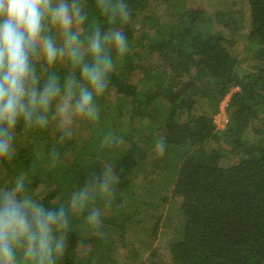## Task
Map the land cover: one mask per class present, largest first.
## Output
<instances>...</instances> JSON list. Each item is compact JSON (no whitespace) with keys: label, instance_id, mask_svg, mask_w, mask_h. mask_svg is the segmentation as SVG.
<instances>
[{"label":"trees","instance_id":"1","mask_svg":"<svg viewBox=\"0 0 264 264\" xmlns=\"http://www.w3.org/2000/svg\"><path fill=\"white\" fill-rule=\"evenodd\" d=\"M200 1L187 8L188 0H66L84 17L71 30L83 47L97 30L102 36L119 30L126 51L106 46L113 68L104 92L94 94L98 111L88 139L94 147L105 142V153H86L78 162L73 151L52 145L55 136L59 141L54 101L47 124L18 121L10 154L0 158V191L23 179L19 198L32 189L30 174L54 171L51 150L70 154L60 157L35 202L65 212L67 226L53 231L64 244L53 264H264V0ZM45 34L64 46L66 36L46 22ZM62 59L46 65L39 52L34 56L35 74L48 73L40 88L56 76L63 91L69 77ZM69 61L76 70L70 78L83 83L81 64ZM82 63L91 64L90 57ZM227 96L220 129L214 116ZM32 161L38 167L31 169ZM158 161L164 182L149 171ZM102 162L108 164L95 166ZM109 168L107 213L92 224L94 198L83 210L73 209L71 199L85 188L98 190Z\"/></svg>","mask_w":264,"mask_h":264},{"label":"clouds","instance_id":"2","mask_svg":"<svg viewBox=\"0 0 264 264\" xmlns=\"http://www.w3.org/2000/svg\"><path fill=\"white\" fill-rule=\"evenodd\" d=\"M120 14L128 13L120 6ZM84 17L74 2L66 0H0V158L10 154L11 130L22 118L27 124H47L46 113L56 101L55 114L61 126L70 125L75 117L96 119L94 94L101 95L107 86L106 76L112 70L106 46L122 55L126 38L119 30L101 35L97 30L83 47L71 30ZM45 22L66 36L64 46L57 48L45 34ZM39 52L48 64H54L67 52L81 64L83 83L68 78L61 86L56 77L47 80L42 88L33 67ZM89 56L91 64L82 63ZM112 169L98 181L105 196L112 192ZM96 183L97 181H93ZM24 188L23 179L15 187L0 191V264H18L16 250L23 248V258L32 264H53L54 256L63 252L62 239L53 231L67 226L63 210H46L30 198H18ZM90 199L87 188L74 193L73 209L82 210ZM101 212L94 209L88 216L92 224L99 223Z\"/></svg>","mask_w":264,"mask_h":264},{"label":"rangeland","instance_id":"3","mask_svg":"<svg viewBox=\"0 0 264 264\" xmlns=\"http://www.w3.org/2000/svg\"><path fill=\"white\" fill-rule=\"evenodd\" d=\"M199 2H201V1L200 0H188L187 8L197 7V5L199 4ZM202 4L208 6V4H214V2H212L211 0H203L202 1ZM46 26H48L47 22H46ZM69 58H71V57L66 52L65 55L63 56V59L60 60V62H58V63L60 64V66H62L63 72H65V74H63V75L70 78V76L74 72H76V70L70 68ZM46 65H48V64H46ZM47 74L48 73L45 72V73H43V74H41L39 76L38 75H36V76H37V78L39 80V79H42V77L44 75L46 77ZM52 75H53V72H52ZM58 76H60V75L58 74ZM54 77H56V76H54ZM49 79L50 78L47 77V78L43 79V81H47ZM67 79L68 78H66L65 80H67ZM237 90L238 89L236 88L233 91H237ZM61 92H63V91H61ZM109 97H110V94H109ZM227 98L228 97L224 98V100L227 99ZM111 99L114 101V98L112 97V95H111ZM224 100H222L220 102L218 112L214 116L215 122L217 123L218 128H220V129H223L225 127V124H226V121H227V119H226L227 118L226 117V106L227 105H226V102ZM93 103H94L95 106L97 105V100L95 98L93 99ZM96 110L98 111V108H96ZM91 120L94 121L93 119H87V118H84V117H75L70 125L61 126L60 121L58 119L57 123L55 122L56 123V126H57V128L55 130H58V133H59L58 140L59 141H57V137L55 136V139L50 140V141H53V144L52 145H55L56 144L55 141H56L59 144H62V145H60V147L58 149L59 152H67V151L72 152L73 151L74 153H76L77 156H79V157H77V161L78 162H84L85 161L83 158L84 157H87L85 155L86 153L87 154H90L92 152L97 153L99 151L101 152L102 150L105 153V151H106L105 150L106 149V145H105L106 143L105 142H102L99 146H95V147H94V145H92V144L89 143V139L88 138L90 136H92V135H90V130L91 129L93 130V134L95 132V128L94 127L91 128ZM55 123H54V125H55ZM122 123L126 125V124L129 123V121L127 119H123L122 120ZM81 134L84 135V136L86 135L85 137H87V140H85V138H82L81 139V137H82ZM67 140H71V141L69 143H67ZM65 144H66V146L64 147ZM58 150L57 151L56 150H51L50 153H49V156H48L49 158L50 157L51 158H55L54 161H53V163H52L53 164V170L54 171H52V172H50L48 174L50 176H44L42 174H40V175L39 174H30V176H28L29 177V179H28V181H29L28 185H32L33 184L32 185V189L29 192H27V195H25V196H22L25 192L22 193L19 196V198L22 199L24 197H28L33 202H36L38 200V196H37L39 194L38 191H40V189H42L43 184H46V183L50 182L51 179L54 178L53 172H56L57 173V167H59L63 163V161H62V159L60 157H65V156L66 157H69L70 156V154H65V156H64L63 153H62V155H60V157H58V153H59ZM103 158H101L100 162L101 161H104ZM103 163H107L108 164V162H102V163H96L95 166L103 167ZM35 165L38 167V163L35 162V161H32L30 163V168L31 169L33 167L35 168L36 167ZM100 167H98V169ZM51 168H52V166H50L49 169H51ZM149 171L155 172V174L157 176V180H159L161 182H164L168 178V176H165L164 177V172H166V170H165L164 166L162 165V163L160 161H158V164H156L154 166L151 165ZM98 175L101 176L102 174L99 173ZM68 177L69 178H72L73 176L72 175H69ZM67 180H68V178H62V179H60V183L61 184L65 183V185L67 187H72V183L69 184L68 183L69 181H67ZM91 187L89 189L87 188L88 191H89V193H90V198L91 199L94 198V200L97 203H99L101 201V199L103 198L104 193H103L102 190H99L100 188L98 190H96L97 187H92V188ZM94 190H96L95 193L93 192ZM159 191H161V192H167L168 189L166 187H164L163 189H159ZM103 208H104V210L102 212L107 213V210H105V207H103ZM56 257L57 256H54V261L56 260ZM17 261H18V264H21V262L19 260H17ZM26 264H32V262L31 261H27Z\"/></svg>","mask_w":264,"mask_h":264},{"label":"crops","instance_id":"4","mask_svg":"<svg viewBox=\"0 0 264 264\" xmlns=\"http://www.w3.org/2000/svg\"><path fill=\"white\" fill-rule=\"evenodd\" d=\"M103 198H104V195H103ZM103 198L101 199V201L99 203H97L94 200V204H93L94 206H97V208L100 210V212H102L104 210V208L102 206V201L104 200ZM16 255H17V260H19L22 263V261L24 260V258H23V249L22 248H18L16 250ZM24 263H25V261H24Z\"/></svg>","mask_w":264,"mask_h":264},{"label":"built area","instance_id":"5","mask_svg":"<svg viewBox=\"0 0 264 264\" xmlns=\"http://www.w3.org/2000/svg\"><path fill=\"white\" fill-rule=\"evenodd\" d=\"M228 97V96H227ZM226 98V97H225ZM226 102V105H227V101H228V98L224 100Z\"/></svg>","mask_w":264,"mask_h":264}]
</instances>
